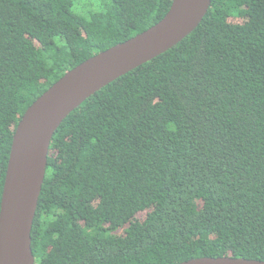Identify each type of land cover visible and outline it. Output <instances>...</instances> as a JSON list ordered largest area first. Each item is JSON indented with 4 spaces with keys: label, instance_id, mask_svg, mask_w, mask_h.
Listing matches in <instances>:
<instances>
[{
    "label": "trees",
    "instance_id": "trees-1",
    "mask_svg": "<svg viewBox=\"0 0 264 264\" xmlns=\"http://www.w3.org/2000/svg\"><path fill=\"white\" fill-rule=\"evenodd\" d=\"M79 1L0 0V202L25 111L172 3ZM31 249L35 264L264 261V0H211L192 33L63 120Z\"/></svg>",
    "mask_w": 264,
    "mask_h": 264
},
{
    "label": "water",
    "instance_id": "water-1",
    "mask_svg": "<svg viewBox=\"0 0 264 264\" xmlns=\"http://www.w3.org/2000/svg\"><path fill=\"white\" fill-rule=\"evenodd\" d=\"M211 0H172L166 15L135 37L84 61L49 87L13 134L0 202V264H35L31 229L46 175L51 140L63 120L116 79L171 49L192 33ZM180 264H264L242 258H197Z\"/></svg>",
    "mask_w": 264,
    "mask_h": 264
},
{
    "label": "rangeland",
    "instance_id": "rangeland-1",
    "mask_svg": "<svg viewBox=\"0 0 264 264\" xmlns=\"http://www.w3.org/2000/svg\"><path fill=\"white\" fill-rule=\"evenodd\" d=\"M92 3H95L94 5H96V2L94 1H91ZM78 10L82 13H85L86 14V11L88 10H96V7L91 5L88 0H81L79 1L78 3V6H77ZM75 10H76V7H75ZM77 11V10H76ZM83 14V15H85Z\"/></svg>",
    "mask_w": 264,
    "mask_h": 264
}]
</instances>
